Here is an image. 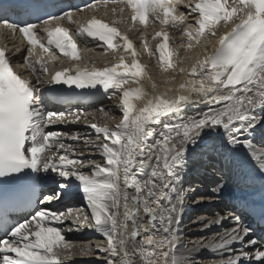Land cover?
<instances>
[{
	"label": "snow or ice",
	"instance_id": "6c2138e0",
	"mask_svg": "<svg viewBox=\"0 0 264 264\" xmlns=\"http://www.w3.org/2000/svg\"><path fill=\"white\" fill-rule=\"evenodd\" d=\"M95 6L93 0L78 11ZM125 6L131 10L132 21L144 25L151 15L161 25L181 31L189 41L186 50L193 48V40L199 44L202 36L216 37V25L221 22L227 30L215 42L209 40L194 58H185L192 63L178 68L185 78L176 84L173 94L155 91V83H151L153 91L148 92L140 80L147 77L151 82L152 78L138 61L133 42L114 26L115 21L110 24L93 16L82 23L72 20V12L61 10L57 15L41 12L40 5L0 3V39L22 38L27 42L23 61L34 74L29 56L33 46L40 43L38 30L47 34V46L40 44L45 52L54 46L70 59L80 58L77 44L69 29L62 26L63 21L75 23V31L85 43L107 45L105 53L120 47L132 50L131 64L121 55L119 62L110 66H74V72L64 68L49 73L45 64L37 60L48 75L41 84L39 79L33 83L14 70L6 48L0 47V196L4 198L0 212V264H66L74 255L75 246L65 240L60 227L52 225H62L69 218L71 225L87 224L105 238L106 245L97 250L108 254L107 264H188L191 255L178 254V249L182 245L179 226L187 191L182 185L189 166L206 159L221 160L238 179L258 175L264 182V144L260 149L253 144L256 134L264 136V0H193L183 5L185 10L179 14L174 0H126L119 11L123 13ZM116 11L113 7L112 12ZM40 15L47 18L41 21ZM30 19L40 23H29ZM155 35L162 37L156 46L162 73L176 69V53L169 46L168 33L160 31ZM144 47L153 55L146 43ZM51 55L55 58L56 53ZM129 80L138 86L124 87ZM165 80L173 83L175 76H165ZM58 84L78 89L100 85L105 94L115 89L109 98L119 92L120 121L112 128L91 123L88 126L96 139L84 141L91 146L90 154H98L103 163L66 154L74 150L64 139L78 141L79 134L69 137L67 133L45 131L73 117L79 121L82 115L78 111L66 115L63 111L47 110L45 92L64 103L74 98L92 100L51 87ZM189 104L205 107L192 115H182ZM83 119L88 124L86 114ZM53 146L57 151H53ZM42 172L47 175L41 176ZM46 180L55 185L53 195L44 196L43 200L18 195L34 194ZM65 195H79L84 203L67 213L43 207L33 209L34 214L22 221L13 215L37 200L43 205ZM250 211L264 223V198L259 211ZM231 218L235 227L216 241L198 242L196 249L227 251L228 258L218 264H264V251L231 255L232 245L243 244L251 233L249 226H241L238 217ZM224 219L210 220L204 229L220 225ZM89 220L91 223H87ZM72 230L70 226L68 231ZM257 244L255 238L248 240L249 247ZM85 252L82 246L80 254Z\"/></svg>",
	"mask_w": 264,
	"mask_h": 264
},
{
	"label": "bare ground",
	"instance_id": "6f19581e",
	"mask_svg": "<svg viewBox=\"0 0 264 264\" xmlns=\"http://www.w3.org/2000/svg\"><path fill=\"white\" fill-rule=\"evenodd\" d=\"M188 22L190 23V20H188ZM222 23V22H221ZM218 25V24H217ZM216 25V26H217ZM173 28V27H172ZM146 29V28H145ZM227 29H226V26H223L222 28H221V30H219L218 32H217V36L216 37H211V36H209V37H207L206 39L204 38V36H202L201 38H200V43L199 44H195V45H193V48L192 49H190V51H187L188 53L186 54V52H185V56L183 55H181V56H178V53H177V50L176 49H174V48H172L171 47V49H173L174 51H175V53H176V55L174 56V60H179V63L177 64V62H176V65H177V68L176 69H172V70H169V72H167L166 73V75L165 74H161V76H157L156 74L154 75L153 73H154V71H153V73L151 74V72H148L147 71V69H146V71H147V73L151 76V82L147 79V77H145V78H143V79H141L140 80V85H142L148 92H152L153 91V89H152V87H151V83H155L156 84V89H155V91H159V92H165V91H169V94H173L174 92H175V87H176V84H178L181 80H183L185 77H184V74L183 73H180L179 71H178V68L179 67H187V66H189L191 63H192V60L191 59H185L186 57H195V55H196V53H199V52H201L202 51V48H203V46L206 44V43H208V41L210 40V41H212V42H215V40L216 39H218V36H219V34L220 33H222L223 31H226ZM157 32H160L159 30H156V32L155 33H157ZM193 32H194V29H193ZM175 33H180V35L182 34L181 33V31H179V30H177ZM182 36V35H181ZM184 36V35H183ZM158 38H159V36H157ZM202 38H204V40L202 39ZM182 41V40H181ZM195 40H193V42H194ZM144 42H145V40H144ZM175 42V41H174ZM174 42H172L173 44H172V46L174 45ZM189 42V41H188ZM188 42H186V43H184L183 44V46L185 47V45L188 43ZM171 43V42H170ZM195 43V42H194ZM180 45V44H179ZM179 45H176V47L177 46H179ZM208 46L209 47H211V44H208ZM178 49V48H177ZM98 50V49H97ZM183 50V49H182ZM184 50H186V48H184ZM137 51H138V55H140V54H142V52H143V50H140V48H138L137 49ZM94 51H91V53H93ZM107 52H111V51H107ZM152 53H154V52H152ZM159 55V53H154L153 55ZM181 54V53H180ZM104 55V54H103ZM146 56V55H145ZM157 57V56H156ZM155 57V58H156ZM110 59H112V60H116V59H119V57L118 56H116L114 59L113 58H110ZM142 62H144L143 60H141ZM119 62V61H118ZM117 62V63H118ZM93 64L94 65H96V66H99V67H103L104 65V63L103 62H101V61H98L97 59H94V61H93ZM155 64V63H154ZM157 64V63H156ZM143 65V64H142ZM153 66V65H152ZM158 66V65H157ZM160 67V66H159ZM145 68H146V66H145ZM158 68V67H157ZM151 69V68H150ZM160 69V68H159ZM155 72H157L156 70H155ZM161 72V71H160ZM162 73V72H161ZM165 76H168V77H171V76H175V82H173V83H168V82H166V80H165ZM138 85L137 84H135V83H133L131 80H129V82L126 84V85H124V87H127V88H132V87H137ZM112 91H116L115 89H113V90H111V92ZM109 95H111V93H108ZM116 99H117V101H119V92H117V94H116V96H114ZM137 104L139 105V104H142V101H137ZM204 107H205V105H203V104H189V105H186V107H185V109H184V111H183V113H182V115H185V116H188V115H192L194 112H196V111H199V109L200 110H202V109H204ZM85 114V113H84ZM92 114V113H91ZM257 114H259V113H257ZM88 116V115H87ZM96 116V115H95ZM83 119V118H82ZM91 119V118H90ZM100 120V119H99ZM79 122V121H78ZM80 123V122H79ZM91 123H93V122H91ZM83 124V123H82ZM84 126H86L85 124H84ZM88 126V125H87ZM77 128H78V133H79V136L80 137H82L81 136V134L82 133H86L87 135L88 134H90L91 133V131L93 132L94 130H92V128L91 127H89V128H87V127H81L80 125L79 126H77ZM68 129V128H67ZM73 129V128H72ZM70 130L69 132H71L72 133V131H74V130ZM61 131V130H60ZM65 132V131H64ZM76 132V131H75ZM70 133V134H71ZM259 134H257V136H255V140L253 141V144H254V148H257V149H260V143H259V137L260 136H258ZM72 136V135H71ZM86 136V135H85ZM86 138V137H85ZM95 138V137H94ZM93 138V139H94ZM84 139V138H83ZM67 140H69V139H67ZM78 141H80V140H78ZM83 141H85V140H83ZM64 142V141H63ZM73 143V142H72ZM83 144V143H82ZM74 145H77V144H74ZM71 146V145H70ZM90 146V145H89ZM83 147V146H82ZM88 148V147H87ZM90 148V147H89ZM54 150V149H53ZM56 150V149H55ZM76 150V149H75ZM90 151V150H89ZM85 152H86V150H85ZM74 153V152H73ZM77 153V152H76ZM89 153V152H88ZM96 155V154H95ZM99 157V156H98ZM85 159V158H84ZM206 163L207 162V159L206 160H204V161H202L201 162V164H200V167L199 168H203L204 170H207V168H210L207 164L208 163H206V165L205 166H203V163ZM100 163H103V161H101ZM207 167V168H206ZM85 171H88V172H90V169H85ZM42 176H44V175H47V174H45V173H40ZM249 179V178H248ZM248 179H246V180H248ZM229 182H230V184H229ZM233 176L232 175H230V178H228V182H224V184H226V185H220V187L222 188V187H225V186H227V195H230L231 193H232V191H233V188L231 187V185H233ZM202 195V196H201ZM201 195L199 194L198 195V199L196 200V201H193V205L195 206V207H198L199 205H201V204H198V203H196V202H199V201H206V200H210V199H214V197H211V196H209V195H207V196H205L206 194H202L201 193ZM65 196H68V195H65ZM70 199H76V202H78L79 203V205L81 206L84 202L82 201V198H76V197H74V196H72V198H70ZM207 204V203H206ZM213 205L214 204H212V206L211 207H209V208H206V210L205 211H202V212H200L199 214H198V212L197 211H195V210H193L194 212H197V215H198V217H197V219L196 220H190L191 218L189 217V222L187 223L188 224V226H190V227H197V229H198V231L196 232L197 234H199V235H201V236H203V238L204 239H208L207 241H203V240H201V241H196L195 242V244L191 247V249L190 250H186L185 252H183L182 250H178V254H185V255H191V260L188 262V264H197L198 263V261H197V259H200L201 258V256H212V257H214V256H217V257H219L221 254H222V252H220V251H210V250H208V249H205V248H203V247H201V248H199L198 250L196 249V244L199 242V243H201V244H206V243H208L209 241H216V240H218L219 239V237L221 236V235H223L226 231H228V230H230L231 228H233V227H235V222H234V220L231 218V217H236V215L235 214H233L231 211H229V210H227L225 207H223V206H216L215 208H212L213 207ZM42 207H45V208H48V207H50V203L49 202H45L43 205H42ZM54 210V209H53ZM87 210V209H86ZM216 210V211H215ZM228 214V215H227ZM219 217H224L225 219H224V221H223V223H221L220 225H215V224H213L211 227H209V228H207V229H204V224H207L208 223V221H210V220H215V219H217V218H219ZM71 221V220H70ZM201 221H203L202 223H201ZM53 224H56V223H53ZM56 226H58V225H56ZM241 226H245V224L242 222L241 223ZM203 229V230H202ZM83 230V231H82ZM193 230H195V229H193ZM80 233H82V232H87V234L85 235V237L83 236V237H81L80 235H79V233H71L70 234V231L69 232H64V231H62V233H63V235H64V237H65V239L66 240H69V239H72V240H78L77 242H79V241H87V240H90L91 239V237H94V236H98V237H100V238H103L104 239V237H102L100 234H98V233H96L93 229H91V228H89V229H86V230H84V229H80ZM78 232V231H77ZM191 232H193V231H191ZM187 234H189V232H187ZM184 238V237H183ZM248 238H255L254 237V231L253 230H251V233H250V235L248 236ZM250 239V240H251ZM256 239V238H255ZM183 240V239H182ZM185 240V239H184ZM257 240V239H256ZM258 241V240H257ZM77 245H79V244H77ZM76 245V247H78ZM85 247V246H84ZM188 247V246H187ZM80 248V247H79ZM78 248V249H79ZM81 249V248H80ZM79 249V250H80ZM232 249H233V251H232V253H231V255H233V256H236V255H239L240 254V252H248L249 254H252V255H254V253L257 251V250H260V251H264V244L263 243H261V242H259L258 241V244L256 245V246H254V247H249L248 246V241H244V243L243 244H240V243H235V244H233L232 245ZM227 252V251H226ZM227 254H229L228 252H227ZM109 257H108V254L107 253H105V252H100V251H98L97 249H95L94 247L93 248H89L88 249V251L87 252H85V254H76V255H74V256H72L68 261H66V263H70V261H75V262H83L84 264H87V261L89 260V261H91V260H93L94 262V264L96 263V264H107V259H108ZM85 260V261H84ZM213 260V259H212ZM211 260V261H212ZM82 264V263H81ZM201 264H204L203 263V261L201 262ZM207 264V263H206ZM211 264H218V263H214V262H212ZM241 264H245V262H243V261H241Z\"/></svg>",
	"mask_w": 264,
	"mask_h": 264
},
{
	"label": "rangeland",
	"instance_id": "374dc122",
	"mask_svg": "<svg viewBox=\"0 0 264 264\" xmlns=\"http://www.w3.org/2000/svg\"><path fill=\"white\" fill-rule=\"evenodd\" d=\"M225 26L223 23H219L218 26H216V32H218L219 30H221V28ZM146 31H148L149 33H151V36H145L146 39H145V42L146 43H151L152 40H151V37L152 35L154 36V31H153V27H150L149 29L145 30V34H146ZM147 35V34H146ZM147 37H150L149 39ZM207 37L209 36H204V38L206 39ZM204 38H202L204 40ZM150 40V42H149ZM195 42V43H194ZM192 41L191 43L193 45L196 44V41ZM180 44V45H179ZM175 45H179L177 46L176 49L177 50V53H178V56H183L186 52V54L188 53L187 51H190V50H184V46H182V43L181 42H177L175 43ZM183 49V50H182ZM175 50V51H176ZM184 54H183V53ZM155 53V52H154ZM153 53V54H154ZM181 53V54H180ZM94 57L102 60L103 62L105 63H109V59L110 58H113L115 56V53H110V52H104L102 50L98 51V52H94ZM104 54V55H103ZM152 56V59L149 60V57L150 56H146V60H145V64L147 65L149 62H150V72L151 74L153 73L154 71V75L156 74L157 76H161V74H165L166 73H161V69H159V55H151ZM157 56V57H156ZM185 56V55H184ZM156 57V58H155ZM174 62L177 64L179 63V60H174ZM155 63V64H154ZM157 63V64H156ZM153 65V66H152ZM158 65V66H157ZM158 67V68H157ZM155 70L157 72H155ZM161 71V72H160ZM119 101H117V99L115 97H111L109 98L107 101H104L101 105H99L98 107L92 109V110H88V111H79L82 115H81V119L78 121H75V118L73 117L72 120L68 121L67 123L65 124H60L61 125V128H57V125H53V126H50L52 127V131H55V132H58V133H61V134H64V133H67V135L70 137L71 135H74V134H79L78 133V128L77 126H81V127H87L89 128L90 126H87V125H90L91 122L97 124L98 126H105L107 125L109 128H112L114 127L119 121L120 119L122 118V114L120 113L118 107H117V104H118ZM103 108L104 111L101 112L100 109ZM201 109V108H200ZM199 109V111H200ZM203 110V109H202ZM74 112H77V111H74ZM88 115V124H85L84 122V119L83 118V115ZM92 113V114H91ZM67 115V114H66ZM96 115V116H95ZM95 117V118H93ZM91 118V119H90ZM100 119V120H99ZM83 123V124H82ZM84 124L86 126H84ZM68 128V129H66ZM72 129L74 131L69 132V129ZM61 130V131H60ZM93 130V129H92ZM65 131V132H64ZM76 131V132H75ZM71 133V134H70ZM86 135V136H85ZM82 137L79 136V140L80 141H72L71 139L67 140V139H64V143L66 145H71V148L74 150V153H66L70 156V158H80V159H83L85 161H93V162H101L103 161L102 158L98 155V154H90V148L91 146L89 145H85L84 141L85 139H89V140H95L96 139V136H95V133L94 131L90 134H86V133H82L81 134ZM86 137V138H85ZM95 137V138H94ZM84 138V139H83ZM94 138V139H93ZM73 142V143H72ZM83 143V144H82ZM74 144H77V145H74ZM83 146V147H82ZM88 147V148H87ZM53 151H57V149L53 146ZM56 149V150H55ZM76 149V150H75ZM86 150V152H85ZM60 152H63V150H60ZM60 152H58V155L60 154ZM77 152V153H76ZM89 152V153H88ZM83 153V156H81L80 154ZM51 154V153H49ZM99 156V157H98ZM85 158V159H84ZM189 186H190V183H189ZM188 186V187H189ZM184 189H186L184 186H182ZM186 193L190 192L189 189H186ZM200 193L196 194L197 196L199 195ZM201 195V194H200ZM202 196V195H201ZM81 197V196H80ZM199 197H195V201L198 199ZM41 208V207H40ZM212 208H215V206H213ZM48 209H51L52 211H55L57 213H60V212H64V213H67V210L68 209H73V207H68L66 209H62V210H58L56 208H51L49 207ZM54 209V210H53ZM216 211V210H215ZM199 214V213H198ZM83 218V216H81ZM198 217L197 213L193 214L191 216V219L190 220H196ZM71 219H66L64 221V223L61 225V224H53L52 226H56V227H60L62 231L64 232H69L68 231V228L71 226L72 227V231H70V234L71 233H77V231L79 232V227H76V226H73L71 225ZM189 220V221H190ZM81 228V227H80ZM195 229V230H193ZM187 232H189V234H185L183 237H182V245L179 247L178 250H182L183 252H185L186 250H190L191 247L195 244L196 241H207L206 239L203 238V236L197 234L196 232L198 231L197 227H190L188 226V229H186ZM193 231V232H191ZM185 239V240H184ZM66 240V239H65ZM67 242L73 244L75 247L73 248V252H74V255L76 254H80V248L83 246H85V249H86V252L88 251L89 248H95L97 249V247H104L106 245V240L105 238H100L98 236H94V237H91L90 240H87V241H79L77 242L78 240H72V239H69V240H66ZM79 244V245H77ZM76 245L78 247H76ZM188 246V247H187ZM80 247V248H79ZM79 248V249H78ZM186 249V250H185ZM73 255V256H74ZM228 255L226 251H223L222 254L217 257V256H201L200 259H197L198 263L197 264H201V262L203 261L204 264H211L212 262L214 263H218L219 260L221 259H227L228 258ZM213 259V260H212ZM212 260V261H211ZM97 263V262H96ZM95 263V264H96ZM66 264H81L80 262H73V261H70V263H66ZM83 264V263H82Z\"/></svg>",
	"mask_w": 264,
	"mask_h": 264
}]
</instances>
